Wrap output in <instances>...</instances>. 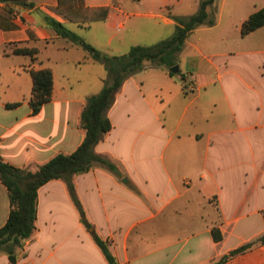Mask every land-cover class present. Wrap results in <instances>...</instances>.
Returning <instances> with one entry per match:
<instances>
[{"label": "crops", "instance_id": "1", "mask_svg": "<svg viewBox=\"0 0 264 264\" xmlns=\"http://www.w3.org/2000/svg\"><path fill=\"white\" fill-rule=\"evenodd\" d=\"M58 2H0L11 15L0 16V154L16 167L73 153L85 136L86 100L107 76L48 19L120 55L141 39L171 36L174 16L195 13L200 0H85L108 7L106 18L86 22L54 12ZM263 7L264 0H216L215 25L193 30L178 54L184 80L151 64L129 77L108 111L112 129L96 147L118 173L96 165L74 178L93 228L82 222L65 182L49 181L38 192L35 234L18 248L16 263L0 251V264H109L93 229L119 264H214L264 235V26L241 33ZM132 19L153 26H130ZM17 47L38 52L15 54ZM43 68L53 72V94L34 114L31 70ZM10 211L0 179V228ZM221 264H264V243Z\"/></svg>", "mask_w": 264, "mask_h": 264}, {"label": "trees", "instance_id": "2", "mask_svg": "<svg viewBox=\"0 0 264 264\" xmlns=\"http://www.w3.org/2000/svg\"><path fill=\"white\" fill-rule=\"evenodd\" d=\"M5 3L28 4V0H0ZM216 0H200L198 10L187 16H174L176 28L173 34L151 45H134L127 53L109 55L85 41L80 35L67 28L55 19H48L49 24L64 38L82 47L93 59L101 62L107 76L102 90L89 96L81 112V127L85 136L80 146L71 154L58 153L48 161L38 164L35 168L16 167L7 163L0 154V179L8 188L11 211L6 224L0 228V251L7 253L11 263L18 259V248L30 239L37 229L39 189L52 180H63L69 194L77 207L84 225L91 229L82 203L77 195L74 178L89 172L96 165H102L117 172V166L105 156L96 151L97 145L104 135L112 129L108 111L116 100L124 82L135 73L143 70L146 64L168 69L172 75H178L182 80L185 76L180 72H172L177 64L179 52L183 49L190 33L200 26H213L216 14L212 9ZM51 9L73 22H86L104 19L108 7H87L85 0H59L57 6ZM0 16L11 19L10 11L0 8ZM0 25L5 26L0 18ZM264 26V7L252 13L241 27L243 35ZM15 54H26L35 57L37 48L17 47ZM33 89L30 105L34 114L41 111L43 105L52 99L54 78L49 68L31 70ZM19 103L8 104L15 107ZM216 231V230H215ZM96 244L102 250L109 264H119L109 244L94 229L91 232ZM221 234L215 233V240H220ZM264 243V235L257 240L248 242L231 250L214 264H221L231 257L243 253L255 245Z\"/></svg>", "mask_w": 264, "mask_h": 264}, {"label": "rangeland", "instance_id": "3", "mask_svg": "<svg viewBox=\"0 0 264 264\" xmlns=\"http://www.w3.org/2000/svg\"><path fill=\"white\" fill-rule=\"evenodd\" d=\"M138 20L139 19H132L130 21V26H137V25H139L141 28H146V29H149V28H151L153 26V23H152L151 20H143V19H141L140 22ZM151 41H152L151 38H148L147 40L141 39L139 43L140 44L143 43V45H151V44H154V42H151Z\"/></svg>", "mask_w": 264, "mask_h": 264}, {"label": "water", "instance_id": "4", "mask_svg": "<svg viewBox=\"0 0 264 264\" xmlns=\"http://www.w3.org/2000/svg\"><path fill=\"white\" fill-rule=\"evenodd\" d=\"M172 72H178L179 71V66L176 64L174 67L171 68Z\"/></svg>", "mask_w": 264, "mask_h": 264}]
</instances>
